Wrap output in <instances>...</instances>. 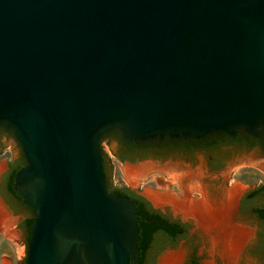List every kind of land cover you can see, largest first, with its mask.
<instances>
[{"label": "water", "instance_id": "obj_1", "mask_svg": "<svg viewBox=\"0 0 264 264\" xmlns=\"http://www.w3.org/2000/svg\"><path fill=\"white\" fill-rule=\"evenodd\" d=\"M0 128L26 158V264H133L106 138L264 140V0H0Z\"/></svg>", "mask_w": 264, "mask_h": 264}, {"label": "flooded vegetation", "instance_id": "obj_2", "mask_svg": "<svg viewBox=\"0 0 264 264\" xmlns=\"http://www.w3.org/2000/svg\"><path fill=\"white\" fill-rule=\"evenodd\" d=\"M4 140L9 143L6 147L14 145L18 149V153L10 155L5 169L0 172V206L10 216L17 218L14 227L20 233V237L29 239L34 221L33 211L28 204L24 203L22 197L14 188L15 173L25 165L26 158L14 135L10 131L0 128V148L3 146ZM111 141H115L117 146L113 155L122 163L152 162L162 166L166 162H179V169L186 170L189 168L188 165L193 163L191 157L203 156L207 170L206 173L204 172L201 181L207 187V194L210 195H219L211 187L213 182L210 180L212 178L218 179V182L215 183V186H218L223 178L227 176L226 183H224L226 188H230L237 182L234 181L232 184V172H230L232 167L229 164L242 156L245 160L251 155V160L257 162L258 165H251L250 167L257 169L258 173L264 174V140L262 137L251 134L243 128L237 129L233 135L219 133L200 140L181 139L137 143L126 141L120 133L117 137H112ZM111 163H114V161H111ZM107 165L108 161L104 158V167L106 168ZM193 166L192 164L190 168H193ZM165 174V172L151 173L147 177V181L157 185L156 183L161 179L153 175H163L164 177ZM177 184L175 193L180 196L182 192L178 182ZM155 185L152 184L156 187ZM114 187L122 186L114 185L111 181H108V189L113 190ZM127 187L128 190L124 189L120 193L128 196L134 202L140 217L139 227L143 225L145 235L143 240L140 235L142 246H139V256L133 264H154L155 259L164 254L166 250L177 249L179 247L178 242L185 239L194 225L190 226L191 219H182L180 213L179 218L174 217L169 212L170 206L168 205H164L165 207L155 206L141 193L140 188ZM218 193H222L220 188ZM193 195L201 197L199 193H193ZM244 214H249V216L256 218L264 225V177L259 179L256 186L240 194L235 212L238 223L240 222L239 218ZM240 224L242 223L240 222ZM2 233L0 231V234ZM209 241L210 245L204 247L203 252L212 253V256L208 259L211 260L212 264H217L222 251L219 247L214 246L211 240ZM183 252L184 259L186 251L183 250ZM186 264L201 263L192 261Z\"/></svg>", "mask_w": 264, "mask_h": 264}, {"label": "rangeland", "instance_id": "obj_3", "mask_svg": "<svg viewBox=\"0 0 264 264\" xmlns=\"http://www.w3.org/2000/svg\"><path fill=\"white\" fill-rule=\"evenodd\" d=\"M7 144L9 143H7L4 140L3 146L0 148V165L4 166L3 170L6 167V164L8 162V158L10 157V155L11 154L16 155L18 153V149H16L14 145H11L10 147H6ZM116 147L117 146H116L115 141H111V138H106L108 179L114 185H117V186H122V187L129 186L133 188L135 187L140 188L141 193L145 195L150 201L151 199L144 193V190L146 188H151L155 190H170V191L176 192L178 184L176 181H174L170 177V174L167 173L166 171L170 170L174 172L175 174H178V173H183L189 170H196L200 165L205 164L203 156H199L197 158L191 157L193 161L192 164L194 166L193 168H190L192 164H189L188 165L189 168H187L186 170L179 169V165H180L179 162L177 163L166 162L162 166L158 164H154L159 169L157 167H156L157 169L153 168L151 171L148 172V174L144 178H141L137 183H130L125 180L123 173H122V167L130 163H126V162L122 163L121 161L116 159V157H114L113 154H114V150H116ZM243 158L244 156L238 158L237 160L230 163L229 165H231L232 167L230 170V172H232V184L234 183V181L240 182L245 188L244 191H246L247 189L256 186L259 183V179L264 177V174L258 173L259 171H257V169L250 167L251 165H258L257 162L251 160V155L248 156V158L245 160ZM111 161H114V163H111ZM137 164H130V165H137ZM206 170L207 169L205 168V173H206ZM158 172H165L166 174L164 175V177L163 175H160V176L153 175L161 179L160 181H158V183H156L157 185H155L154 183H148L147 177L151 173H158ZM226 177L227 176L223 178V180L218 186H215V183L218 182L217 181L218 179L212 178V180H210L211 182H213L211 187L213 188V191H215L217 194H221V193H218L219 188L222 190V192L226 188V186L224 185V183H226ZM152 184L155 185L156 187L152 186ZM165 206H161V207H165ZM169 212L174 217L179 218V214H176L171 209V207H169ZM8 215L13 220L11 224H15L17 221V218L10 216V214ZM33 216L35 218L34 212H33ZM182 219L186 220V218H184L183 216H182ZM191 220L189 222V225L190 226L194 225V227L190 230L189 233H187L183 241L178 242L179 247L177 249L166 250L164 254L160 255L159 257L155 259L154 264H159L161 258L168 251H178V250H181L182 252L183 250L186 251L185 258L181 261L180 264H186L192 261H197L201 264H212L211 260L208 259L209 257L212 256V253L203 252L204 247L210 245V241H209L210 239L208 236H206L205 233H203L199 228H197L198 226L196 225V223L193 220L192 221ZM239 220L243 225L251 228L253 234H252L251 239L248 241V243L244 247L240 255L238 264H264V225L256 218L249 216V214H244V216L240 217ZM3 222L7 223L8 221L6 220L1 221L0 224ZM10 233H12V231ZM1 237H2V234H0V238ZM28 241L29 239H25V238L22 239V237H20V239L18 238L16 240V243H14L13 241L7 240V239H3V240L0 239V264H26ZM217 264H224V258H223L222 253H220L218 257Z\"/></svg>", "mask_w": 264, "mask_h": 264}, {"label": "bare ground", "instance_id": "obj_4", "mask_svg": "<svg viewBox=\"0 0 264 264\" xmlns=\"http://www.w3.org/2000/svg\"><path fill=\"white\" fill-rule=\"evenodd\" d=\"M204 165H200L196 170L178 174L166 171L179 183L182 192L180 196L170 190L151 188H146L144 193L156 206L169 205L176 214L191 218L213 245L221 249L224 264H238L240 255L253 234L249 227L238 223L235 218L238 198L245 188L240 182H236L219 195L207 194V187L201 181L205 172ZM156 167L151 162L127 164L122 167V173L127 182L137 183ZM3 168L4 166L0 165V172ZM193 193H199L201 197H195ZM7 213L0 206V222L6 220L11 224L13 220ZM182 259L181 251H168L159 264H180Z\"/></svg>", "mask_w": 264, "mask_h": 264}, {"label": "crops", "instance_id": "obj_5", "mask_svg": "<svg viewBox=\"0 0 264 264\" xmlns=\"http://www.w3.org/2000/svg\"><path fill=\"white\" fill-rule=\"evenodd\" d=\"M0 231H2V237L0 238L1 240L7 239L10 241H13L16 243V240L19 238L20 239V233L18 230L14 227V224H7L6 222L0 224ZM12 231V233H10ZM16 239V240H15ZM19 241V240H18Z\"/></svg>", "mask_w": 264, "mask_h": 264}, {"label": "trees", "instance_id": "obj_6", "mask_svg": "<svg viewBox=\"0 0 264 264\" xmlns=\"http://www.w3.org/2000/svg\"><path fill=\"white\" fill-rule=\"evenodd\" d=\"M124 189L128 190V187H114L113 190H109L111 193H115V194H122L120 192H122ZM124 195V194H123ZM141 228V237H142V240H143V237L145 236L144 235V227L143 225L140 227ZM139 246L141 247L142 246V243L140 242L139 243Z\"/></svg>", "mask_w": 264, "mask_h": 264}]
</instances>
